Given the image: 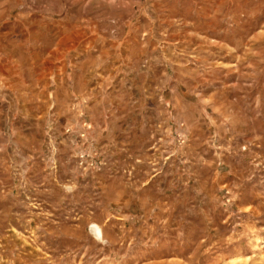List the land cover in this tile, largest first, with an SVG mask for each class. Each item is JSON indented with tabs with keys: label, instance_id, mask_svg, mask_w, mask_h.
Masks as SVG:
<instances>
[{
	"label": "rangeland",
	"instance_id": "obj_1",
	"mask_svg": "<svg viewBox=\"0 0 264 264\" xmlns=\"http://www.w3.org/2000/svg\"><path fill=\"white\" fill-rule=\"evenodd\" d=\"M0 264H264V0H0Z\"/></svg>",
	"mask_w": 264,
	"mask_h": 264
},
{
	"label": "bare ground",
	"instance_id": "obj_2",
	"mask_svg": "<svg viewBox=\"0 0 264 264\" xmlns=\"http://www.w3.org/2000/svg\"><path fill=\"white\" fill-rule=\"evenodd\" d=\"M100 228V227H99ZM99 230V229H98ZM99 232H100V230H99Z\"/></svg>",
	"mask_w": 264,
	"mask_h": 264
}]
</instances>
